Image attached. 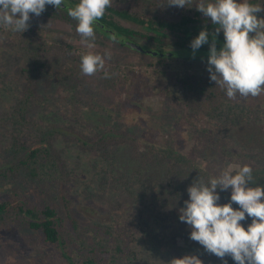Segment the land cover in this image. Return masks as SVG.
<instances>
[{
    "label": "rangeland",
    "instance_id": "1",
    "mask_svg": "<svg viewBox=\"0 0 264 264\" xmlns=\"http://www.w3.org/2000/svg\"><path fill=\"white\" fill-rule=\"evenodd\" d=\"M114 2L121 7L158 6L159 10L171 12L185 8L170 6L167 0ZM23 33L14 35V32L0 26V169L9 163L8 146L14 142L21 147L25 143L32 145L38 142L36 132L25 123L14 124L11 118L22 97L33 90L36 97H33L30 115L47 122L46 125L71 121L78 131L98 137L99 126L121 122L123 128L143 135L156 147H170L172 143L179 145L182 155L189 161H195L212 176L218 175L229 164H248L253 168V186L264 185V162L260 161V158L264 159V92L257 97L238 95L234 103L223 107L220 115L207 117L188 109L178 99L180 91L173 86L177 74L205 70L207 60L193 63L172 61L173 65L163 73V66L158 63L150 65L152 59L146 58L145 53L111 40L98 44L95 41L91 52L103 55L106 66L93 76L83 75L86 87L73 92L59 81L49 83L47 75L29 80L21 72L27 59L22 49L28 42L38 43L43 39L50 43L57 39L80 45L79 34L70 25L46 16H32L29 28ZM106 53H111L110 59ZM101 72H106L107 78ZM106 79L108 82L104 83ZM54 146L61 150L67 147V142L58 138ZM126 148L124 146L122 150L126 151ZM65 151L68 152L70 167L75 170L72 192L79 203L78 215L82 221L78 233L87 244L94 243L92 227L98 217L109 223L114 220L118 228L127 227L131 222L137 227L139 220L147 219L152 228H157L154 237V245L157 239L160 241L157 247L142 250L138 259L132 262L128 258H120L116 264H171L173 258L185 254L199 256L203 264H218L220 258L205 259L215 255L190 239V227L179 219L180 209L189 198L187 188L200 177L192 172L189 163L184 161V167L179 164L181 173L176 175L178 180L172 179L168 186L170 170L166 164L151 166L144 177L141 175L142 179L133 181L129 174L140 168L138 159H127L130 153L120 154L123 158H119L114 167L107 160L98 159L97 152H83L73 146ZM106 173L113 177H109L106 189H102L98 179ZM148 185L151 187L143 196L142 192ZM87 187L93 192L90 193ZM177 190H181L180 194ZM14 191L25 194L33 202L43 200L38 185L27 178L21 177L18 182L0 179V200L8 199ZM100 208L104 213L99 215ZM241 223L245 228L250 224L247 219ZM0 264L68 262L61 249L46 242L40 232L13 227L0 229Z\"/></svg>",
    "mask_w": 264,
    "mask_h": 264
},
{
    "label": "trees",
    "instance_id": "2",
    "mask_svg": "<svg viewBox=\"0 0 264 264\" xmlns=\"http://www.w3.org/2000/svg\"><path fill=\"white\" fill-rule=\"evenodd\" d=\"M251 2L264 5V0H251ZM76 3L78 0H66L68 6H74ZM257 15L264 16V12ZM43 16L52 17L70 25L78 34L77 22L67 15L66 8L56 9L52 5H47L46 10L39 17ZM101 24H104V27ZM205 28L210 33L215 31V26L196 10V5L171 12L159 10L158 6L121 7L113 2L112 7L107 9L105 16L97 23L95 41L97 44L104 43L106 40L113 41L112 34L107 31L112 29L116 32L115 43L136 52L139 51L125 44L121 37L139 43L145 42L148 45L144 47L160 52L182 49L192 51L191 41ZM17 34L18 32L14 33V35ZM211 38L210 36L209 43ZM223 41L224 36L221 31L217 36V47L222 46ZM208 49L209 45L205 44L197 51ZM22 50L27 59L21 72L29 80L47 75L49 83L59 81L63 87H68L69 91L78 92L80 88L86 87L87 82L82 80L80 63L82 55L91 49L85 45L60 42L57 39L50 43L43 39L38 43H26ZM144 56L152 59L149 62L150 65L158 63L159 66H163V73H166V68L173 65L172 61L182 60L193 63L206 61L208 58V56H185L181 59L176 55L161 56L151 53H145ZM105 73L101 72L103 75ZM105 82H108V79L104 80ZM173 86L180 91L178 99L188 109L210 118L220 115L223 107L228 103H234L237 98L229 99L226 91L210 80L207 68L196 73L177 74ZM163 90H166V87H163ZM33 97H36L33 90L22 97L20 103L14 108L11 118L14 119V124L25 123L30 130L36 132L38 142L32 145L25 143L22 147L14 142L8 146L7 151L11 157L9 163L0 169V179L18 182L21 177L27 178L38 185L43 194V200L39 203L33 202L18 191H14L8 199L0 200V229L23 227L40 232L46 242L56 244L61 249L68 264H116L120 258H128L132 262L133 259H138L142 250H148L150 246L157 247L160 242L157 239V244L154 245L157 228H152L147 219L139 220L137 227L131 222L127 227L118 228L114 220L109 223L100 217L95 220L92 227L95 235L94 243L85 242L81 233H78L82 221L78 215L79 203L72 192L75 170L70 167L68 152L65 151L68 147L73 146L83 152H97L98 159L107 160L114 167L117 166L118 159L123 158L119 156L120 154L130 153L131 156L129 158L126 156L127 159H138L140 168L136 172L131 171L133 174H129L133 181L135 178L142 179L145 171L150 170L151 166L166 164L170 170L166 183L169 186L173 182L172 179L176 180L181 173V167L178 166L184 161L185 164H190L192 172L198 173L205 181L212 176L205 168L182 155L179 145L172 143L170 147L164 145L156 147L146 141L143 135L123 128L121 122L99 126L98 137L78 131L71 121L60 122V124L56 121L46 125L47 122L36 120L33 115H30ZM58 138L65 139L66 148L56 150L54 142ZM124 146L128 147L126 151L122 150ZM260 161L264 162V159L260 158ZM120 173L123 172L120 171ZM110 176L113 177L111 174ZM110 176L106 173L98 179L102 189H106ZM150 187L151 185H148V188L145 187L143 196ZM87 190L90 193L93 192L89 187ZM180 191L177 190V194H180ZM217 191L220 194L219 203H228L231 189L227 191L217 189ZM233 207L239 206L233 204ZM98 213L100 215L104 212L100 208ZM246 219L251 223L250 217ZM214 257L206 256L205 259L218 260V257ZM226 261L227 264H235L230 256L226 257ZM218 264H223V261L220 259Z\"/></svg>",
    "mask_w": 264,
    "mask_h": 264
},
{
    "label": "clouds",
    "instance_id": "3",
    "mask_svg": "<svg viewBox=\"0 0 264 264\" xmlns=\"http://www.w3.org/2000/svg\"><path fill=\"white\" fill-rule=\"evenodd\" d=\"M114 0H78L68 6L66 0H0V26L11 32L23 33L32 16L39 17L47 5L65 7L75 20L76 32L88 49L95 48L96 26L111 8ZM175 7L196 5V10L211 21L214 32L202 29L191 41L193 55L203 45H209L207 70L210 80L226 91L229 99L239 95L257 97L264 92V5L251 0H167ZM223 31L224 41L217 47V36ZM211 38V43H209ZM116 41V36L111 37ZM111 58V53H106ZM103 55L87 52L82 55L83 75L93 76L104 69ZM107 78V73H105ZM253 168L248 164L227 165L218 175L205 181L196 178L187 188L188 199L180 209L179 219L190 229V239L205 251L227 264H264V185L256 184ZM231 189L228 203L221 204L217 191ZM233 204L238 205L234 208ZM247 217V228L241 223ZM171 264H203L199 256L185 254Z\"/></svg>",
    "mask_w": 264,
    "mask_h": 264
},
{
    "label": "water",
    "instance_id": "4",
    "mask_svg": "<svg viewBox=\"0 0 264 264\" xmlns=\"http://www.w3.org/2000/svg\"><path fill=\"white\" fill-rule=\"evenodd\" d=\"M65 8V7H63ZM102 27H104V24H101ZM108 32H110L113 35H115V31L112 29H107ZM122 41L127 44L128 46H130L131 48L138 50L140 52H144V53H151L154 55H161V56H173L176 55L179 58L185 57V56H208L209 54V49L208 50H204V51H196L195 54L193 55V52L190 49H182V50H167V51H163L160 52L158 50H153L152 48H146L144 47L143 44L130 40V39H125L123 38Z\"/></svg>",
    "mask_w": 264,
    "mask_h": 264
},
{
    "label": "flooded vegetation",
    "instance_id": "5",
    "mask_svg": "<svg viewBox=\"0 0 264 264\" xmlns=\"http://www.w3.org/2000/svg\"><path fill=\"white\" fill-rule=\"evenodd\" d=\"M116 36V35H115ZM121 39H123L122 37H121Z\"/></svg>",
    "mask_w": 264,
    "mask_h": 264
}]
</instances>
